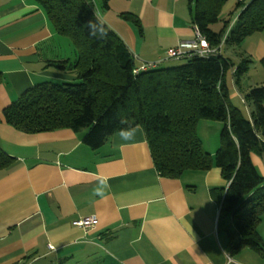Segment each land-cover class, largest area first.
Returning a JSON list of instances; mask_svg holds the SVG:
<instances>
[{"label":"crops","instance_id":"obj_1","mask_svg":"<svg viewBox=\"0 0 264 264\" xmlns=\"http://www.w3.org/2000/svg\"><path fill=\"white\" fill-rule=\"evenodd\" d=\"M92 2L133 56L139 50L123 33L137 38L142 51L160 40L170 39V48L193 37L187 0H108V9ZM121 13L140 26L124 22ZM147 28L154 29L152 37L146 38ZM66 40L34 0H0V112L36 84L76 79L49 65L74 58ZM229 50L250 60L232 96L264 82V32ZM134 128V140L114 133L92 149L81 131L27 133L0 120L1 147L13 157L0 170V264H264V251L231 247L227 231L234 230L228 219L219 221L213 193L224 183L221 175L220 182L206 171L160 176L143 130ZM251 160L264 176V155L253 152ZM84 217L97 223L88 229L73 224ZM257 231L264 240V214Z\"/></svg>","mask_w":264,"mask_h":264},{"label":"trees","instance_id":"obj_2","mask_svg":"<svg viewBox=\"0 0 264 264\" xmlns=\"http://www.w3.org/2000/svg\"><path fill=\"white\" fill-rule=\"evenodd\" d=\"M34 1L74 51L72 60L49 65L76 79L32 86L1 110L0 120L27 133L81 131L83 142L98 149L118 133L125 119L143 130L160 176L178 179L187 171L205 172L215 164L224 183L213 193L219 202V221L228 219L234 230L227 231L231 247L264 251L257 231L264 214V176L251 160L253 152L264 155V82L245 94L252 107L250 116H244L230 101L225 73L232 70L234 84L240 86L250 60L242 57L234 63L220 53L223 44L240 47L246 37L264 32V0L245 4L187 0L192 26L217 50L215 55L184 58L183 64L173 67H162L166 63L162 61L138 73L134 69L140 63L112 29L103 40L88 35L86 22L96 14L92 0ZM101 6L108 9V0H101ZM121 16L140 26L130 13ZM219 21L221 27L213 29ZM260 63L264 68V57ZM199 118L223 124L214 162L196 133ZM12 163L13 157L0 144V170Z\"/></svg>","mask_w":264,"mask_h":264},{"label":"rangeland","instance_id":"obj_3","mask_svg":"<svg viewBox=\"0 0 264 264\" xmlns=\"http://www.w3.org/2000/svg\"><path fill=\"white\" fill-rule=\"evenodd\" d=\"M223 17H224V15H223ZM234 17H233V19H234ZM120 18L124 22L132 24L133 26L137 27V25L133 21H131V19L130 20L125 19L122 16ZM233 19H232V21H233ZM124 22H123V24H124ZM221 25H222V22L219 21L216 24L212 25V27H213V29H219L221 27ZM119 29L126 30V29H122V28H119ZM227 29H228V27H227ZM153 33H155L154 29L147 28L146 29V35H147L146 38H148L150 36L152 37ZM123 34H124L126 40L129 42V44L132 46V48L134 49L136 47L134 50H139V53L133 52L134 56L137 57L139 60H143V61H147V62L155 61L158 54H160L162 52H164V54H165L166 50L170 46L168 43L171 40L170 39H164V40L158 41L154 47H151L153 49L152 51H149L148 49H144L142 51L138 46V45H142V44L137 42V40H136L137 38H132L131 35H129L128 33L127 34L123 33ZM175 45H176V43H175ZM148 47H149V44H148ZM237 52H239V50L238 51L229 50L228 44H223L222 48L220 50V53L222 56L231 57L233 62H235V60H236V62H238L240 60L239 57L241 55H239V53H237ZM138 59L136 60V58H135L136 63H138V61H139ZM183 63H184V60H182V59L170 60L167 63H163L162 67H173V66L181 65ZM259 65L262 67L260 62H259ZM233 71H234V68H233ZM231 73H232V70L229 71V69L225 73V82L227 84L229 96L230 95L232 96V94L234 92H236V87L237 88L239 87L237 85L235 87L234 83L231 81V78H230ZM242 79H243V77H242ZM242 79L240 81V84L242 82ZM233 81H234V79H233ZM242 95H243V99H242ZM242 95L232 96L230 101L232 104H234L237 108H239L241 110V112L244 116L249 117L250 116L249 110H251L252 105H251L250 101H248L246 99L244 100L245 93ZM222 125L223 124L220 121L205 119V118H199L197 120V123H196V133H197V135H198V137L202 143V148L205 152H207L208 154L211 155L213 162H214L215 153H216V151L220 145V131H221ZM258 171H260V170L258 169ZM206 173L209 177H211V179H213L215 177L216 179L219 178V179H217V180H219V182L221 181L220 180V171L215 166V164H212L211 167L208 170H206Z\"/></svg>","mask_w":264,"mask_h":264},{"label":"built area","instance_id":"obj_4","mask_svg":"<svg viewBox=\"0 0 264 264\" xmlns=\"http://www.w3.org/2000/svg\"><path fill=\"white\" fill-rule=\"evenodd\" d=\"M232 1L234 3H241V4H245L246 2H248V0H232ZM239 12L240 10L238 11V13ZM192 30H193V37L191 39L178 41V43L175 46H172L166 50L164 58L160 60L152 61V62H146V61L140 62V65L134 69V73H138L140 71L153 68L162 61L190 58L196 55L202 57L215 55L217 50L209 46L207 40L201 35L197 27L192 26ZM96 223H97V219L95 217H84L82 219L73 222L75 226L83 229L91 228Z\"/></svg>","mask_w":264,"mask_h":264},{"label":"clouds","instance_id":"obj_5","mask_svg":"<svg viewBox=\"0 0 264 264\" xmlns=\"http://www.w3.org/2000/svg\"><path fill=\"white\" fill-rule=\"evenodd\" d=\"M88 35L97 40H103L108 36L109 26L103 20V18L94 14V18L86 22L85 25ZM122 127L118 130V135L123 141H131L135 139L136 130L134 126L130 125L127 120L121 119L120 121Z\"/></svg>","mask_w":264,"mask_h":264}]
</instances>
